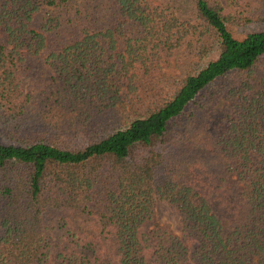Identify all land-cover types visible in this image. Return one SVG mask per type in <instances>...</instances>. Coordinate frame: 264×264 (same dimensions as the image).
I'll return each instance as SVG.
<instances>
[{"label": "trees", "instance_id": "16d2710c", "mask_svg": "<svg viewBox=\"0 0 264 264\" xmlns=\"http://www.w3.org/2000/svg\"><path fill=\"white\" fill-rule=\"evenodd\" d=\"M247 24L256 0H0V264H264V31L231 32ZM182 49L194 67L161 95ZM200 116L213 172L176 152Z\"/></svg>", "mask_w": 264, "mask_h": 264}, {"label": "rangeland", "instance_id": "374dc122", "mask_svg": "<svg viewBox=\"0 0 264 264\" xmlns=\"http://www.w3.org/2000/svg\"><path fill=\"white\" fill-rule=\"evenodd\" d=\"M154 3H158L161 0H151ZM165 1L168 4H171V0H162ZM173 1V0H172ZM256 4L258 6V9H261L264 12V0H256ZM182 5V4H181ZM181 5H178V9L182 12L183 15H187L186 8L181 7ZM195 23L194 21H192ZM248 31H264V24H247L243 26L238 27H232L231 32L232 34L240 38L243 34H245ZM196 47V43L194 45ZM183 51H180V54L172 59L164 69L160 80L156 82V87L159 89V94L163 95L167 90L172 88L175 79L182 75L187 68L194 67V57H190L191 55L187 54V49H182ZM193 52V51H192ZM213 57V55H209V58ZM190 58V59H189ZM201 64V63H200ZM44 68L41 64L40 59L38 58H28L26 61V64L24 65V85L25 87L28 86H38L41 85L40 82L43 79L44 76ZM208 117L200 116L195 121H190L189 128L187 130V137L183 138L184 141L180 142V147L177 148V153H179V160L187 161L192 156H201V161L206 163L208 166V170L213 172V168L215 166V152L208 149H202L198 146L197 139H196V131L200 133L201 128L203 126L209 127ZM200 161V162H201ZM203 163V164H204ZM205 165V164H204ZM155 219L158 223L161 224H168L170 229L175 232L176 231V224L172 217V215L169 213V211L165 208L163 204L160 202L155 204ZM51 222H55L56 219L53 215L50 217Z\"/></svg>", "mask_w": 264, "mask_h": 264}]
</instances>
